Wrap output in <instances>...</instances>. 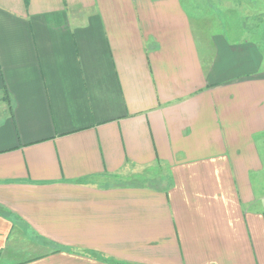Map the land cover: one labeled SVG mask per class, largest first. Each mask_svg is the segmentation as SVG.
Instances as JSON below:
<instances>
[{"label":"crops","instance_id":"0c3cea01","mask_svg":"<svg viewBox=\"0 0 264 264\" xmlns=\"http://www.w3.org/2000/svg\"><path fill=\"white\" fill-rule=\"evenodd\" d=\"M251 4L0 0V264H264Z\"/></svg>","mask_w":264,"mask_h":264},{"label":"rangeland","instance_id":"374dc122","mask_svg":"<svg viewBox=\"0 0 264 264\" xmlns=\"http://www.w3.org/2000/svg\"><path fill=\"white\" fill-rule=\"evenodd\" d=\"M185 5L190 9L194 15V25L199 35L207 32V29L217 27L218 22L227 17L230 12L229 8H232L233 4L245 5L253 1L251 4L252 10L244 9L238 11L240 16L247 20L248 33L252 37L256 36L261 40V44L264 46V0H183ZM258 2V4L256 3ZM255 5H258V10H255ZM250 19H257L259 24L251 23ZM255 21V20H253ZM257 22V21H255ZM163 170L161 168L155 169H132L127 172L129 174L131 183H139V179L146 176L162 175Z\"/></svg>","mask_w":264,"mask_h":264}]
</instances>
